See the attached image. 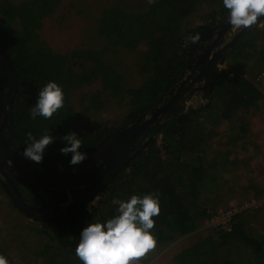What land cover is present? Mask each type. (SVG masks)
Listing matches in <instances>:
<instances>
[{"label":"trees","instance_id":"1","mask_svg":"<svg viewBox=\"0 0 264 264\" xmlns=\"http://www.w3.org/2000/svg\"><path fill=\"white\" fill-rule=\"evenodd\" d=\"M58 1L0 0V39L18 79L12 104V129L21 151L26 146L28 131L37 138L45 132L53 137L42 161L34 162L45 168L70 165L71 154L59 151L65 144L62 136L70 131L78 117L70 104L69 91L98 80L103 92L127 105L124 122L119 127L94 122L78 135L81 150L88 154L108 133L132 124L139 115L151 110L177 83L190 56L184 44L196 26L185 25L198 8L210 9V13L200 15V20L209 25L214 23L216 15L227 12L222 0H152L145 11H126L111 5L97 21V33L104 37L107 47L100 51L76 49L57 53L39 39L38 29L43 19L56 9ZM140 42L147 44L138 65L144 78L138 85L129 86L123 75L99 56L110 47H133ZM70 58H74L73 65ZM81 58L89 66L80 62ZM224 64L207 94V104L181 120L176 115L179 110L163 119L158 132L160 138L155 137L139 147L101 190L94 204L69 218L37 221L40 226L35 231L42 236L45 264H81L75 255L80 230L86 223L103 222L116 215L117 205L111 203L113 197L126 200L132 194L143 196L158 190L161 210L153 217L155 225L150 231L165 227L187 232L198 220L213 215L201 201V196L211 192L218 180L212 170L214 162L208 159V149L217 128L238 110L254 105L261 96L251 76L264 69V24L242 32L225 53ZM48 81L61 86L64 105L49 119L33 120L29 108L36 102L38 89ZM85 98L90 101L88 109L101 104L100 92L87 94ZM49 192L56 203L66 200L65 192ZM76 195L72 193V197ZM26 197L35 199L37 193L29 192ZM233 244L248 248L256 262L264 264V235L251 234L241 212L231 216L228 230L217 227L212 234L182 249L173 260L175 264H235L219 255L222 248Z\"/></svg>","mask_w":264,"mask_h":264},{"label":"rangeland","instance_id":"2","mask_svg":"<svg viewBox=\"0 0 264 264\" xmlns=\"http://www.w3.org/2000/svg\"><path fill=\"white\" fill-rule=\"evenodd\" d=\"M150 1L152 0H59L52 14L43 19L38 29L39 39L57 53L76 49L100 51L108 46L104 37L97 33V21L101 13L111 5L120 6L126 11H145ZM208 12H211L209 8L199 7L185 27L202 24L200 15L205 16ZM215 18L213 25L218 22L220 15ZM263 24L264 17L256 26L262 27ZM232 28L233 26L217 46L226 39ZM186 43L187 41L185 46ZM146 49V42L133 47L118 45L110 47L99 57L117 69L129 86H136L144 78L138 71V65ZM74 62V58H70V64L73 65ZM80 62L89 66V62L83 58ZM224 66L223 61L218 66V72ZM243 74L246 75V72ZM251 79L261 91V96L254 105L238 110L225 120L217 128V135L211 140L208 149V159L214 162L212 170L217 174L218 180L212 185L211 192H205L201 196V201L207 210L214 212L213 215L198 220L194 228L187 232L165 227L151 231L157 240L156 247L139 258V264H175L173 257L182 249L212 234L217 227L228 230L231 216L237 212L242 213L246 228L251 234L264 235V69L251 76ZM190 91L189 88L184 92L187 98L178 108L179 112L205 103L200 91L189 93ZM99 92L101 104L88 109L90 101L85 96ZM69 101L78 113L70 128L77 135L90 123L105 122L110 128H116L124 122L126 103L117 102L103 92L98 80L69 91ZM156 137L160 138L159 135ZM222 159L225 160L221 161ZM36 193L37 197L32 204L48 208L54 205L53 195L49 190ZM97 198L98 196L91 204ZM50 213L54 211L50 209ZM37 226H40L37 221L26 217L13 205L0 185V254L7 257L9 264H45L42 236L35 231ZM219 255L235 264H258L250 250L240 244L222 248Z\"/></svg>","mask_w":264,"mask_h":264},{"label":"water","instance_id":"3","mask_svg":"<svg viewBox=\"0 0 264 264\" xmlns=\"http://www.w3.org/2000/svg\"><path fill=\"white\" fill-rule=\"evenodd\" d=\"M227 14L226 12L221 15L214 25L202 23L193 29L186 43L190 56L184 72L157 105L139 115L132 124L108 133L82 163L57 168H45L35 164L23 156L18 146L12 129V104L18 79L12 60L0 39V128L4 126L8 133L7 139H3L0 133V151L4 154L2 163L10 168L11 165L16 167L19 172L14 173V178L26 186L66 193V200L51 208L34 205L23 198L17 187L13 186L14 192L10 191L6 182L14 184V181L0 177V185L4 187L13 205L35 221L57 217L63 219L78 214L113 180L139 147L158 135L161 121L176 113L181 103L186 100L184 92L187 89L190 88L189 93L200 91L205 98L204 105L207 104V94L216 82L218 66L225 60V53L242 32L256 26L262 19L258 17L256 23L247 28L233 27L226 39L217 46L232 27L227 21ZM193 37L198 39L193 40ZM197 108L199 107H190L176 115L181 120ZM0 173L3 174L2 171ZM72 193L77 195L72 198ZM50 209L54 213L51 214Z\"/></svg>","mask_w":264,"mask_h":264},{"label":"clouds","instance_id":"4","mask_svg":"<svg viewBox=\"0 0 264 264\" xmlns=\"http://www.w3.org/2000/svg\"><path fill=\"white\" fill-rule=\"evenodd\" d=\"M227 10V21L236 29L247 28L264 17V0H222ZM193 40L198 37H193ZM64 105V92L55 81H48L38 89L37 99L29 108L30 117L49 119ZM26 146L22 154L35 163H40L47 146L54 139L45 132L39 138L31 131L25 133ZM65 144L59 151L70 155L68 163L77 165L88 156L81 150V139L72 131L62 136ZM111 203L117 205V214L100 222L86 223L82 227L75 247V255L81 264H139V258L154 249L157 244L153 217L160 214L159 191L143 196L132 194L128 199L113 197ZM0 264H9L7 257L0 254Z\"/></svg>","mask_w":264,"mask_h":264},{"label":"flooded vegetation","instance_id":"5","mask_svg":"<svg viewBox=\"0 0 264 264\" xmlns=\"http://www.w3.org/2000/svg\"><path fill=\"white\" fill-rule=\"evenodd\" d=\"M1 125H2V121H0V126H1ZM0 133L2 134L3 139H7V138H8L7 129H6L4 126H2V127L0 128ZM9 144H11V143H9ZM0 153H1V154H0V171L3 172V174L0 173V177H1V178H7V179L9 178L10 180L14 181V184H11L9 181L6 182V186H7V187L10 189V191H12V192H14V187H13V186H15V187H17L18 189H20L23 198H24L26 201H28L29 203L32 204L34 200L32 199V197H31L30 200H29V198L26 197L27 193H29V192H34V191H45V190L34 189V188L30 187V186H26V185H24L23 183L17 181V180L14 178V175H15L14 173H17V171L19 172V170H18L16 167L12 166V165H11V168H10L9 165H8L9 167L3 165V163H2V158H3L4 154H3L2 151H0ZM1 186H2V185H1ZM2 188H4V187L2 186ZM35 204H36V203H35ZM53 204H56V202H53Z\"/></svg>","mask_w":264,"mask_h":264}]
</instances>
